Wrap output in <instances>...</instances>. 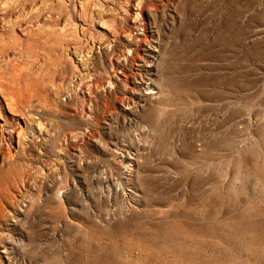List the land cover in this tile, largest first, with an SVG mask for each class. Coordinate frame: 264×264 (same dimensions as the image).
Masks as SVG:
<instances>
[{
    "label": "rangeland",
    "instance_id": "obj_1",
    "mask_svg": "<svg viewBox=\"0 0 264 264\" xmlns=\"http://www.w3.org/2000/svg\"><path fill=\"white\" fill-rule=\"evenodd\" d=\"M0 264H264V0H0Z\"/></svg>",
    "mask_w": 264,
    "mask_h": 264
},
{
    "label": "bare ground",
    "instance_id": "obj_2",
    "mask_svg": "<svg viewBox=\"0 0 264 264\" xmlns=\"http://www.w3.org/2000/svg\"><path fill=\"white\" fill-rule=\"evenodd\" d=\"M153 93V92H152ZM150 94V93H149ZM154 94V93H153Z\"/></svg>",
    "mask_w": 264,
    "mask_h": 264
}]
</instances>
